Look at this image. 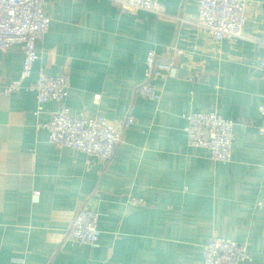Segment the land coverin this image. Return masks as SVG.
Here are the masks:
<instances>
[{"label": "crops", "instance_id": "0c3cea01", "mask_svg": "<svg viewBox=\"0 0 264 264\" xmlns=\"http://www.w3.org/2000/svg\"><path fill=\"white\" fill-rule=\"evenodd\" d=\"M246 1L245 39L222 41L197 26L199 0H160L168 18L124 14L112 0L48 1L50 27L24 85L41 71L68 74L73 115L136 123L103 162L37 128L60 103L37 115L35 92L0 96V264H203L217 237L247 243L253 262L243 264H264V0ZM151 50L172 62L155 81L160 101L136 95ZM22 63L19 46L0 52V86L19 79ZM193 111L235 122L231 163L187 145ZM84 206L99 213L96 246L65 241Z\"/></svg>", "mask_w": 264, "mask_h": 264}, {"label": "built area", "instance_id": "2783aa9c", "mask_svg": "<svg viewBox=\"0 0 264 264\" xmlns=\"http://www.w3.org/2000/svg\"><path fill=\"white\" fill-rule=\"evenodd\" d=\"M49 0H0V52L19 46L23 52L22 70L19 79L0 86V96H8L22 89L36 93V114L44 111L45 103L55 101L60 108L53 112L46 123L37 128L48 131L49 142L59 149L70 148L109 162L123 142L124 129L136 123L129 114L121 122H113L101 114L77 117L72 114L65 100L71 87L68 74L49 75L41 71L37 80L24 85L32 76L35 64L40 58L37 44L44 40L51 18L46 12ZM121 13L147 11L161 17L165 13L160 0H112ZM246 0H199L196 24L214 37L216 41L245 39L247 24ZM183 22V19H179ZM264 45V36L258 40ZM181 51L177 50V54ZM259 68L264 80V57ZM172 69V62L158 61L156 52H148L144 81L138 86L136 95L150 101H160L162 91L155 84L157 79H166ZM3 84V83H1ZM99 96H96V100ZM264 114V108H261ZM187 145L191 148L207 149L210 157L223 164L232 162L235 122L217 111H193L184 115ZM264 131L261 130V133ZM39 192H33V203L39 202ZM132 203L144 205L141 198ZM99 213L84 206L72 218L65 241L71 245L96 246L101 236L98 227ZM203 264H243L253 262L247 243L225 237L214 238L202 248ZM22 261V260H21ZM23 262V261H22Z\"/></svg>", "mask_w": 264, "mask_h": 264}]
</instances>
